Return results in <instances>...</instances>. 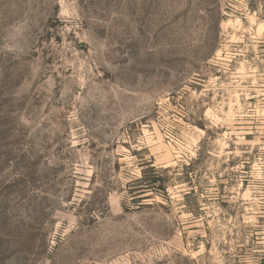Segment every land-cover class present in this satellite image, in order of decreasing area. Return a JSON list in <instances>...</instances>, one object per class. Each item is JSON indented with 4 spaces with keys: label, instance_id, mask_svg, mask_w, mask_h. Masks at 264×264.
Here are the masks:
<instances>
[{
    "label": "rangeland",
    "instance_id": "obj_1",
    "mask_svg": "<svg viewBox=\"0 0 264 264\" xmlns=\"http://www.w3.org/2000/svg\"><path fill=\"white\" fill-rule=\"evenodd\" d=\"M0 264H264V0H0Z\"/></svg>",
    "mask_w": 264,
    "mask_h": 264
}]
</instances>
